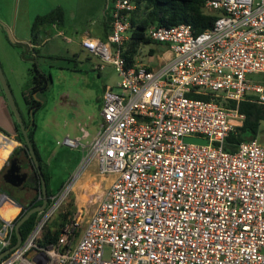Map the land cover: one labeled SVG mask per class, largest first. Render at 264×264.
I'll return each instance as SVG.
<instances>
[{
    "label": "built area",
    "instance_id": "1",
    "mask_svg": "<svg viewBox=\"0 0 264 264\" xmlns=\"http://www.w3.org/2000/svg\"><path fill=\"white\" fill-rule=\"evenodd\" d=\"M203 8L216 15L211 28L151 27L146 37L166 47L157 66L138 54L126 68L121 47L135 0H106L109 35L80 46L99 59L97 70L113 66L119 91L104 89L99 130L82 162L95 160L98 174L113 179L84 224L69 218L56 244L40 247L35 238L73 181L63 185L2 264H264V145L223 150L243 120L237 104L264 106V80L250 79L264 74V0H205ZM61 145L80 146L69 137ZM0 219L7 248L15 220Z\"/></svg>",
    "mask_w": 264,
    "mask_h": 264
},
{
    "label": "rangeland",
    "instance_id": "2",
    "mask_svg": "<svg viewBox=\"0 0 264 264\" xmlns=\"http://www.w3.org/2000/svg\"><path fill=\"white\" fill-rule=\"evenodd\" d=\"M104 4L105 0H0L3 12L1 15L5 19L0 21V61L11 85L12 97L22 112L25 106L21 92H27L31 85L28 68L33 53L21 43L14 44L12 39L13 37L31 39L30 27L33 19L59 7L58 5L63 7L65 13V28L44 26L40 29L39 33L47 35V40L39 42V57L36 60L41 71L51 76L49 88L43 93H38V98L34 97L42 104L33 116L36 126L35 138L41 147L42 162L47 166L51 189L57 191L66 183L73 181L65 203L53 214L51 221L58 217L59 212L64 213L69 210L72 212L70 218L78 216L84 224L94 212L113 179V176L105 178L98 174L95 160L91 159L86 165L83 164L86 150L82 151L81 147L74 149L61 145L66 128L51 127L53 116L59 117L62 121L71 122L74 110L79 107H84L87 114L95 121H100L104 89L112 88L114 92L119 91L116 84L120 82V78L113 66L105 64V68L96 70L95 67L101 64L99 59L79 47V41L82 38L103 35L101 34L103 31L101 11ZM59 31H63L62 35H59ZM64 38L69 39L70 42ZM150 49H156L160 56V47L157 48L153 44L142 45L138 50L139 61L155 68L158 61L155 58L156 55L149 57ZM54 56L65 58L52 59ZM11 68L14 74L10 73ZM250 79L254 82L262 81L264 74L252 75ZM62 93H66L71 100H75L78 104L75 107L78 108L68 105L59 106L56 113L55 104L59 102ZM60 108L63 112L61 117L59 116ZM256 141L264 145V123L259 125ZM9 204L7 200L0 202V214ZM19 214L18 208V213L13 217L14 220Z\"/></svg>",
    "mask_w": 264,
    "mask_h": 264
},
{
    "label": "trees",
    "instance_id": "3",
    "mask_svg": "<svg viewBox=\"0 0 264 264\" xmlns=\"http://www.w3.org/2000/svg\"><path fill=\"white\" fill-rule=\"evenodd\" d=\"M205 0H135V9L130 13L129 16V38L126 40L121 47V57L125 61L126 68H131L133 65V59L138 55V50L142 45L153 44L160 47L161 53L166 49L165 45L157 44L151 42L147 37V30L151 27H170L178 24L190 25L193 32L198 34L206 29L212 27L213 21L216 15L210 12L204 11ZM64 13L61 7H55L50 12L44 15H38L33 19L30 27L31 39L30 43L35 44L36 37L39 36V31L44 26H56L61 27L63 25ZM106 29H110V20L107 18L104 22ZM110 31L105 34V40L109 35ZM33 57L31 58V63L28 68L30 74L31 85L27 92L22 94L23 102L28 114V118H23V123L27 131V136L34 149L35 155L38 159L42 175L45 182L48 183L50 176L46 171V164L42 163V159L38 154L36 144L34 141L35 123L34 120L31 121L34 114L41 108L42 104L40 101L35 100L34 95L38 93H43L49 88L51 84V76L49 73H44L41 71L38 63L37 57H39V51L33 48ZM149 56L157 55L156 49H150L148 52ZM54 59V58H52ZM197 99L206 100V97H196ZM226 107L234 108L233 103H229ZM237 112L243 115V120L241 125L236 127L228 136L224 139L223 150L226 152H234L237 145L242 142H248L251 140H256L257 134L259 132V125L264 123V106L257 105L248 102H239L237 104ZM32 115V116H31ZM18 128L17 141L24 145V139L21 131L19 130V125L16 124ZM0 131H2L0 129ZM11 149L13 146L8 142L1 144ZM0 147V149H1ZM25 147V145H24ZM27 151V149H20L19 151ZM17 151L12 152V154L17 153ZM12 154L9 156L11 158ZM7 154H0V158L4 159ZM8 159V160H9ZM3 169L0 171V177L2 175ZM0 183V187H1ZM59 190V189H58ZM57 190V191H58ZM56 191V192H57ZM55 192H50L52 195ZM13 199V198H12ZM35 199V198H34ZM7 200L6 198L0 199V202ZM14 200V199H13ZM15 201V200H14ZM35 206H40V202ZM32 204L28 209L35 207ZM48 207V205H47ZM46 207V208H47ZM18 213V208L11 203L5 206L0 214V217L4 220L12 219L15 214ZM25 211H22L18 217L15 219L14 224H16ZM72 214L71 211L59 212L58 217L55 220H48L46 225L41 229L38 236L35 238V242L40 247H48L54 245L57 242L58 236L63 228L64 224L70 218ZM39 213H34L26 220L19 228L20 235L22 237V242L26 240L31 231L34 229L37 221L39 220ZM16 243V236L14 230L10 234V244L7 248L1 249L0 253L6 251L7 249L13 247ZM11 252L8 256L4 257L3 262L7 260L12 255ZM2 262V263H3ZM0 263V264H2Z\"/></svg>",
    "mask_w": 264,
    "mask_h": 264
},
{
    "label": "crops",
    "instance_id": "4",
    "mask_svg": "<svg viewBox=\"0 0 264 264\" xmlns=\"http://www.w3.org/2000/svg\"><path fill=\"white\" fill-rule=\"evenodd\" d=\"M105 5H106V0H105L104 7H103V9L101 11L102 27H103V31H102L101 34H103V35L101 37L89 36L91 38H97V39L103 40L105 38V34L110 31V29H106L105 26H104V22L106 20L105 11H104ZM58 6L62 8L63 13H64L63 7L61 5H58ZM1 13H3V12H2V6L0 5V21L2 22L5 19L3 18ZM62 26L64 28L66 27L65 13H64L63 25ZM52 27L53 28H58L56 26H52ZM62 32L63 31H59V33H62ZM14 34H15V29H14ZM46 36L47 35L39 34V36L36 37L35 44H31L30 43V39L26 40L25 37H16V38L13 37V41H14V44H16V45H18L20 43L26 44L25 46H26V48L28 50H32L33 48L38 50L39 42H41V43L45 42L47 40ZM79 47L82 50V48L80 46V41H79ZM53 58H65V57H63V56L62 57L61 56H59V57L58 56H54ZM0 66H1V69H2V71L4 73L5 78L7 80V83L9 85V87L11 88V85L9 83V80L7 79V76L5 74V71H4V68H3V65H2L1 61H0ZM9 71H10V73L14 74V70L12 68ZM23 93L24 92H21V94H23ZM34 97L38 98V94L34 95ZM35 100L38 101V99H35ZM67 105L70 106V107L78 106V104H77V102L75 100H71L70 97L66 93H62L60 98H59V102H56V104H55L54 110L57 113V109L59 108V106L62 107V106H67ZM75 108H78V107H75ZM60 111H61V108H60ZM20 112H21V114L23 115V117L25 119L28 118L27 117L28 114H27L26 108H24V112H22V111H20ZM62 114H63L62 111L59 112V116L60 117H61ZM71 119H72L71 122L67 121V120H63L62 121V120L59 119V117L53 116L52 120H51V127L54 128V129L61 128V127L66 128V130L64 132L65 133V137H69V138H72V139H77L79 144H80L79 147L82 148V151H85V150L87 151L88 145L90 144L92 138L97 134V132L99 130V125H100L101 119H100V121H95L89 114H87V111L85 110L84 107L83 108L79 107L77 110H74V116ZM16 124L17 123H16V121L14 119V116L12 115V113L10 112V110L8 108V105L6 103L3 91H2L1 86H0V129L2 130V131H0V145L4 144L6 142L11 144L13 146V148H16L17 146L21 145V143L14 142V141H17L16 139H17V135H18V128H16ZM26 130L28 131V129H26ZM35 134H36V128H35V132H34V141H35V144H36V148H37L38 154L41 157V154H40L41 147H39V145L37 143V140L35 138ZM4 135L9 138L8 141L3 138ZM12 141H13L14 145L12 144ZM24 145H25V143H24ZM25 148H26V146H25ZM12 149L10 150L9 154L4 159L0 158V171L3 169V167L6 166L10 154H12L11 152H13ZM27 153H28V151H27ZM41 159H42V157H41ZM50 180L51 179H49V182H50ZM51 191L56 193V191L53 190V189H51ZM3 195L4 194L2 193V191L0 189V199L4 198ZM1 224H2V220L0 219V228H1ZM1 249H3V248H0V251H1Z\"/></svg>",
    "mask_w": 264,
    "mask_h": 264
},
{
    "label": "flooded vegetation",
    "instance_id": "5",
    "mask_svg": "<svg viewBox=\"0 0 264 264\" xmlns=\"http://www.w3.org/2000/svg\"><path fill=\"white\" fill-rule=\"evenodd\" d=\"M24 148V145L21 144L13 150V152L17 150L18 152L12 154L0 177V183L2 184L0 189L2 193L6 198H9L11 201L20 206V213L22 211L26 212L27 210H29L28 208L31 204L35 206L39 202L40 205H42L43 202L46 201L47 207V205L49 204V198L51 196L50 182H45L44 194L41 178L37 173L36 168L32 163L27 151H19L20 149ZM12 171L18 178L13 181L6 178V176Z\"/></svg>",
    "mask_w": 264,
    "mask_h": 264
},
{
    "label": "water",
    "instance_id": "6",
    "mask_svg": "<svg viewBox=\"0 0 264 264\" xmlns=\"http://www.w3.org/2000/svg\"><path fill=\"white\" fill-rule=\"evenodd\" d=\"M7 31L10 33V30L7 29ZM21 44L26 45L24 43H21ZM0 86H1V89L3 91V94H4V97H5L6 103L8 105V108H9L10 112L12 113V115L14 116V119H15L16 123L19 125V129H20V131H21V133L23 135V139H24L25 146L27 148L29 157H30L32 163L34 164L37 173L39 174V176L41 178L42 189H43V192L45 194V181H44V178H43V175H42L40 166H39L38 159H37V157L35 155L34 149H33L32 145H31V143L29 141V138L27 136V130H26L25 126H24L21 112L18 109V107H17V105H16V103H15L13 97H12V93H11L10 87H9V85L7 83V80H6V78L4 76V73H3L2 69H1V66H0ZM31 121H33V118H31ZM3 138L9 140V138L6 137L5 135L3 136ZM184 142L190 143V144H195V145H206L207 144L206 140L199 139V138H194V137H186V138H184ZM14 149L15 148H13L12 151ZM6 178L8 180H12V181L18 179L17 176L14 174L13 171L10 172L6 176ZM3 197L6 198L4 195H3ZM6 199H9V198H6ZM13 204L16 207L20 208V206L18 204H16L15 202H13ZM45 207H46V201H44L43 204L40 205V206H36V207H33V208L27 210L22 215V217L19 219V221L14 226V233H15V236H16V243H15V245L13 247L7 249L6 251H4L3 253L0 254V263L3 262L4 257L8 256L11 252H14L15 250H17V248L22 244V237H21L20 232H19L20 226L26 220H28L32 214H34V213H40V212L44 211L45 210Z\"/></svg>",
    "mask_w": 264,
    "mask_h": 264
},
{
    "label": "bare ground",
    "instance_id": "7",
    "mask_svg": "<svg viewBox=\"0 0 264 264\" xmlns=\"http://www.w3.org/2000/svg\"><path fill=\"white\" fill-rule=\"evenodd\" d=\"M12 144H13V142H12ZM13 145H14V144H13ZM12 148H13V147H12ZM12 148H11V149H12ZM11 149H9V148L6 147V146H2L1 149H0V154H5V153H6V154L8 155Z\"/></svg>",
    "mask_w": 264,
    "mask_h": 264
}]
</instances>
